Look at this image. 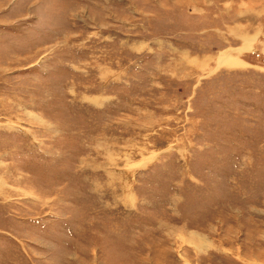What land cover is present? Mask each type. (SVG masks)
Masks as SVG:
<instances>
[{"label":"rangeland","instance_id":"rangeland-1","mask_svg":"<svg viewBox=\"0 0 264 264\" xmlns=\"http://www.w3.org/2000/svg\"><path fill=\"white\" fill-rule=\"evenodd\" d=\"M0 264H264V0H0Z\"/></svg>","mask_w":264,"mask_h":264},{"label":"bare ground","instance_id":"bare-ground-1","mask_svg":"<svg viewBox=\"0 0 264 264\" xmlns=\"http://www.w3.org/2000/svg\"><path fill=\"white\" fill-rule=\"evenodd\" d=\"M192 244L195 246V248L198 252L203 251L205 249V247H206V249L208 248L207 242H205V239L201 238V237L199 238V242L197 243V246L193 242H192Z\"/></svg>","mask_w":264,"mask_h":264}]
</instances>
